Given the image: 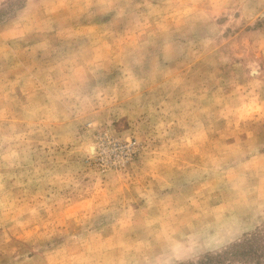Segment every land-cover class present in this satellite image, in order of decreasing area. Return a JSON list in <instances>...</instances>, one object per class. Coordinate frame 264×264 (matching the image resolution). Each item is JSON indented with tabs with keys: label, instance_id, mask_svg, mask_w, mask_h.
Returning <instances> with one entry per match:
<instances>
[{
	"label": "rangeland",
	"instance_id": "374dc122",
	"mask_svg": "<svg viewBox=\"0 0 264 264\" xmlns=\"http://www.w3.org/2000/svg\"><path fill=\"white\" fill-rule=\"evenodd\" d=\"M0 264H264V0H0Z\"/></svg>",
	"mask_w": 264,
	"mask_h": 264
}]
</instances>
